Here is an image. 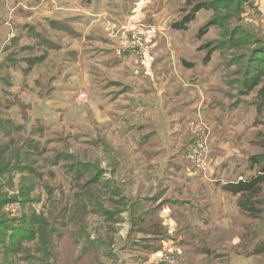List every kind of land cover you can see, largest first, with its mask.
<instances>
[{
    "label": "rangeland",
    "instance_id": "rangeland-1",
    "mask_svg": "<svg viewBox=\"0 0 264 264\" xmlns=\"http://www.w3.org/2000/svg\"><path fill=\"white\" fill-rule=\"evenodd\" d=\"M200 3L185 30L170 28ZM152 32L150 49L143 38ZM262 44L264 0H0V120L21 125L5 124L0 143L12 158L24 139L39 145L25 151V172L0 176L1 220L26 219L38 233L7 237L10 249L30 248L17 264L264 263V253L237 261L264 242V184L249 213L220 189L254 175L248 159L262 153ZM130 57L173 73L160 110L149 98L158 77L136 82ZM80 94L87 102L77 106ZM229 215L230 247L196 234L217 225L208 217L226 224Z\"/></svg>",
    "mask_w": 264,
    "mask_h": 264
},
{
    "label": "trees",
    "instance_id": "trees-1",
    "mask_svg": "<svg viewBox=\"0 0 264 264\" xmlns=\"http://www.w3.org/2000/svg\"><path fill=\"white\" fill-rule=\"evenodd\" d=\"M204 8H205L204 5H202L201 3L195 5L191 9L190 13H188L180 21L172 23L170 28L175 31L185 30L186 25L192 22L195 18V15ZM258 50L261 51V53H263L264 44H262ZM209 56H210V53L205 59L206 61L205 64L208 63ZM43 57L44 56L28 57L25 62V64L27 65L26 70H29L30 67H32L36 63L41 62L43 60ZM108 63L109 62H106L107 65ZM113 63L115 64V62ZM182 65L185 68L190 67V65L187 64L185 61H182ZM3 81L6 83L7 79L4 78ZM250 86H255V84L251 83ZM256 97L258 98V100L264 101V84L256 92ZM0 106H2L1 100H0ZM0 108L2 109V107ZM125 121L127 120L125 119ZM5 124H7V126H11L10 129L13 132H17L18 126L19 127L21 126V125L17 126L14 123H11L8 121L0 120V139H2L5 135L8 134V131H9L8 128L5 130L2 129L4 128ZM262 125H264V123ZM138 142H139L138 144L141 145V149H142L146 141H144V139L140 137V139H138ZM7 143L13 146L15 144L14 138L11 139ZM33 144L35 145V147H31ZM254 144H256V146L260 150H262V153L250 156V158L248 159L249 167L256 168L255 174L247 177L245 180L235 181V182L227 181L220 186V189L222 190V192L228 193L232 196H238V205H237L238 210L243 211V212H248V213L255 212L253 211L254 210L253 206L256 200L254 202H250V201L256 199L259 196L262 190V185L264 184V130L258 131L255 134ZM17 147H18V152L16 153L15 158H12V155L15 153L16 150L9 149L7 145L0 143V176L4 175L9 170H13L16 172H25L27 169L24 167L22 168L21 166V163L23 162L22 160L25 158V153L27 154V152L25 151L29 149L37 150L39 148V145L35 144L32 141H29L28 139H24L23 141H20L17 144ZM6 153H10L9 154L10 159L7 158ZM145 154L147 156H153L152 153L150 152L147 153V151L145 152ZM22 155L24 157H22ZM52 165L55 166V163H53ZM75 172H78V170H76ZM69 174H71V172H69ZM78 175H79L78 173L75 174V178H77ZM70 177H73V175L71 174ZM22 189L25 190L26 187H23ZM2 197L3 196L0 194V207L6 205V201L5 202L1 201L3 199ZM1 217H2V213L0 212V230L9 232L8 233L9 235L0 237V248H1L0 249V264H17V261H16V258L18 257L17 254L20 253L21 251L29 250L30 248L27 246L22 247L21 245L22 242H20L19 247H17L16 249H10V246L7 245V243L5 242L7 237L10 238L11 240L21 238V239H26L28 241H32L36 238L38 234L37 230H35L34 233L31 232V230L28 227H26V223H28L26 219L23 222H21L19 221V219L1 220ZM33 224H38V220L34 218ZM196 228L198 229L199 227H196ZM205 230L198 231L199 234L198 233L196 234L199 235L202 240H206L210 245H215V243H219L220 241L223 242L226 238L228 240L229 235H227L226 229L225 230L224 229H213V230H206V231ZM199 250H203V248ZM261 253H264V242L259 241L257 248L255 247L253 250L249 251L248 253L245 252L242 254L245 256H251V255H256V254H261ZM9 256H12V257H9ZM31 258L32 257L29 255V257L24 258V260L29 261ZM51 260L53 261V264H56V258L54 256H52Z\"/></svg>",
    "mask_w": 264,
    "mask_h": 264
},
{
    "label": "crops",
    "instance_id": "crops-1",
    "mask_svg": "<svg viewBox=\"0 0 264 264\" xmlns=\"http://www.w3.org/2000/svg\"><path fill=\"white\" fill-rule=\"evenodd\" d=\"M134 23V22H133ZM132 23V24H133ZM149 31H146V33H148ZM155 32H152V33H149L147 36H144V38H143V42H144V45H146V46H148L150 49H152L153 48V45L151 44L152 42H153V38H155L156 36H155ZM126 37L124 36V35H121V37H117L116 39V41H110L111 42V46H110V48H114V50H117V46H115V47H113V43L112 42H116V43H118V44H121V43H123L125 40H127V39H125ZM151 38H152V40H151ZM150 40H151V42H150ZM155 40V39H154ZM108 41H109V39H106V40H102V43L104 42V43H108ZM152 45V46H151ZM114 50H111V49H108L107 50V52L108 51H111V52H114ZM107 55H108V53H106ZM110 54V53H109ZM107 55L105 56V58L107 57ZM132 61H134V65H137V71H136V74H138L139 76H133V77H131V78H133L136 82H137V80H140V84L142 83V84H145V82L144 81H148V80H151V78H153L154 76H156V78H157V82L153 85V89H154V92H152V94L153 95H151V96H149V98L150 99H152V100H154V101H161V99H165V100H167L166 98V89H165V91H163L162 92V89H163V87L165 86V85H161L162 84V80H163V77H173L172 75H173V73H171L170 71H168L167 69H161V68H152L151 66L149 67V65L147 64V63H139V57H138V60H137V58L135 59V58H131L130 57V63H132ZM108 62V61H107ZM128 62V63H129ZM123 66H129V67H132V64H129V65H127V63L125 64V65H123ZM139 72V73H138ZM155 74V75H154ZM149 76V77H148ZM146 77V78H145ZM174 78V77H173ZM144 80V81H143ZM149 82V81H148ZM172 84V83H171ZM171 84H170V86H171ZM148 84L146 83V86H147ZM177 85H178V83H177ZM139 92L141 93V95H143V97L146 95V94H148V90H146V89H143L142 88V90L140 91L139 90ZM163 93V94H162ZM147 105V104H146ZM146 105H142V109L141 110H146V109H148L147 107H146ZM164 105H165V102H164V100H163V102L161 101L160 102V105L159 104H157V108H158V110H160L162 107H164ZM139 106V105H138ZM158 110H155V114H154V118H156V119H160L161 117V115H160V113H159V111ZM134 112H137V111H134ZM144 115V114H143ZM143 115L141 116V119L143 118ZM135 117L137 118V119H140V116L139 115H135ZM164 117V116H163ZM136 120V119H135ZM134 120V121H135ZM149 121V120H148ZM147 120L145 121L146 123H150V121L148 122ZM157 121H159V120H157ZM209 218V220H212V221H217L218 222V220L219 219H221V218H216V219H212V218H210V217H208ZM231 217H230V215L228 216V217H225L224 219H222V220H228V222H226V224L225 223H222V224H220L219 222L217 223L216 222V226L215 227H213L211 230H213V229H229L230 228V226H231V223H230V221H231V219H230ZM195 227H199V225H197V226H195ZM210 227H212V226H210ZM198 230H205V229H203L201 226L198 228ZM236 242L233 244L234 245V247H235V249H237V244H238V240H235ZM227 242H228V247H230L231 245H230V240H227ZM239 250H240V248H239ZM238 252V251H237ZM238 258H237V261L238 262H240L241 263V261H247L248 259L249 260H254V261H256V259H261V255H256V256H252V257H241V256H237ZM257 257H259V258H257ZM227 259V258H226ZM225 264V263H224ZM246 264V263H245ZM258 264H264L263 263V261L262 260H259L258 261Z\"/></svg>",
    "mask_w": 264,
    "mask_h": 264
},
{
    "label": "built area",
    "instance_id": "built-area-1",
    "mask_svg": "<svg viewBox=\"0 0 264 264\" xmlns=\"http://www.w3.org/2000/svg\"><path fill=\"white\" fill-rule=\"evenodd\" d=\"M149 55V53L146 54V56ZM149 61H152L153 58L151 56L148 57ZM87 102V97L84 94H80L79 96H77L76 100H75V104L77 106L84 104Z\"/></svg>",
    "mask_w": 264,
    "mask_h": 264
}]
</instances>
